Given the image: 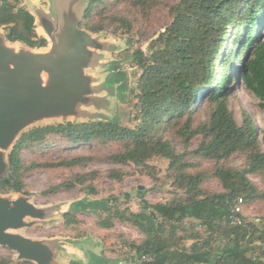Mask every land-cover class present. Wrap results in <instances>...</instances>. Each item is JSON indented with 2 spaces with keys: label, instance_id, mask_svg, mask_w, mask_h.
<instances>
[{
  "label": "trees",
  "instance_id": "obj_1",
  "mask_svg": "<svg viewBox=\"0 0 264 264\" xmlns=\"http://www.w3.org/2000/svg\"><path fill=\"white\" fill-rule=\"evenodd\" d=\"M143 1V0H138ZM90 7L86 12L89 15ZM170 20L164 30L152 39L146 51L135 48L123 58L140 68L136 79V91L141 121L135 128L121 126L118 118L105 122H81L46 124L23 132L9 154L10 170L0 176V190L21 192L24 188L22 176L29 168L51 167L56 163L22 164L19 153L24 149L40 145L46 137L59 135L76 144L89 143L94 139L106 141L111 138L124 139V147L110 156L115 163L128 161L136 165H147L150 157L161 155L169 160V168L175 174L180 195L165 201L151 203L138 189V208L121 207L117 196L88 199L83 197L72 202V209L87 211L100 217L102 227H110V219L116 218L133 225L141 234L140 242L131 244L135 257L133 264H264V217L258 220L244 218V199L252 197L254 185L247 178L248 171L264 169V152L258 148V139L252 119L247 112L241 124L232 117L226 106V85L240 80L243 86L259 100L264 111V32L254 34L264 24V0H177L169 9ZM86 15V16H87ZM9 26L6 38L21 41L31 47L46 45L45 38H37L33 28V16L23 8L14 11L8 0L0 3V25ZM231 25L230 32H226ZM83 26L96 32L98 25L84 22ZM228 37V48L221 58L218 52ZM246 52L242 58L241 53ZM239 59V65L232 61ZM218 62L220 72L227 71L222 83L215 80L214 65ZM230 76H229V74ZM228 74V75H227ZM107 84L118 83V95L125 99L122 90L127 87V75L111 62L105 77ZM217 82V86L213 84ZM206 101V121L195 129L202 132L201 145L193 150L216 160L227 158L236 151L247 156V168L227 170L216 168L224 191L205 192L199 186L201 173H187L182 154L171 141L163 138L170 126H179L181 133L189 131L190 122L183 117L195 112L196 100ZM191 131L190 133H192ZM193 134V133H192ZM88 158H78L79 161ZM77 160L58 165L74 166ZM85 174H76L73 179L61 183L65 188L77 183L84 192L92 187L85 183ZM125 198L128 193H123ZM242 199L240 211L234 212L237 198ZM116 203V204H115ZM65 219H75L70 212ZM238 221H230V217ZM192 224L203 227L204 232L191 231L186 234L189 244L172 241L177 231H186ZM168 229L167 235L165 234ZM147 256V258H142ZM118 258L92 253L87 262L72 259L69 264H117ZM125 262H127L125 260ZM0 264H34L29 260L13 262L0 256Z\"/></svg>",
  "mask_w": 264,
  "mask_h": 264
},
{
  "label": "rangeland",
  "instance_id": "obj_2",
  "mask_svg": "<svg viewBox=\"0 0 264 264\" xmlns=\"http://www.w3.org/2000/svg\"><path fill=\"white\" fill-rule=\"evenodd\" d=\"M9 1L14 3L16 0ZM85 1H87V7L83 11L79 27L98 35L100 41L111 47L103 53L100 52L104 61L85 72L93 75L95 80L99 81L107 76L110 63L117 62L118 68L127 75V87L121 93L125 99H120L118 83H115L108 91L100 92L95 104L77 107L81 112L65 118H61V116L44 118L39 120L35 126L67 121L74 123L105 122L109 118H118V123L121 126L135 128L141 121L135 88L140 68L132 64L130 58L123 57L135 48L147 50L149 42L164 30L170 20L169 9L177 0H79L75 5L77 15L82 11ZM49 2L50 0L33 1L35 6L44 9L39 12L40 14L37 13L39 17L47 15L49 11L53 18L59 15L61 13L59 7H64L66 0H51V7H49ZM16 3L31 9L30 0H17ZM89 7L90 11L87 15L86 10ZM84 22L96 24L100 29L94 32L83 26ZM230 26H227V33L231 30ZM5 29L7 28L0 26L1 33H5ZM35 30L39 36L47 38L41 28L40 20L35 24ZM262 32H264V24L255 30L254 34ZM224 41L218 52V58H221L224 50L229 46L227 35L224 37ZM47 46L48 41L46 46L40 50H44ZM245 53H241L242 58ZM232 62L239 65L240 60L234 57ZM213 69H215L214 79L218 80L221 76V80H219L224 83L227 71L223 68L217 72L219 70L218 62ZM216 86L217 82L213 84V87ZM226 89H228V96L225 99L226 106L232 117L237 124H241L243 116L247 112L254 124L258 148L264 152V111L259 106L260 100L246 89L240 80L227 84ZM208 106L206 101L198 98L194 106L195 112L187 113L182 119L183 123L190 122L189 131L181 133L179 126L172 125L165 130L163 138L169 139L175 150L182 154L181 160L187 165L184 167L187 173L202 174L199 186L203 191L222 192L224 191L222 181L216 175L215 169H246L247 156L243 151H236L227 158L216 160L193 152L204 140L202 132H195V129L206 121ZM33 126L30 125L28 128ZM191 131L193 134L190 133ZM124 141L122 138H111L106 141L94 139L89 143L74 144L56 134L48 136L40 145L22 150L19 153V158L26 166L31 163H56L57 165L27 169L22 176L24 188L21 192L0 190V195L14 199L21 194V196L29 197V202L37 208H48L56 204L65 208L67 204L83 197L94 199L113 195L118 197L119 202L117 203L121 207L128 206L136 209L140 199L137 193L138 189L143 190V197L151 203L165 201L181 194V191L176 187L173 169L169 168V160L161 155L150 157L146 166L136 165L130 161L126 163L113 162L110 156L123 150ZM85 157L88 159L78 160V158ZM72 159L77 160L74 166L58 165ZM8 168L10 169V166ZM76 174H85L84 184H90L92 187L90 193L83 191L80 187L83 184L77 183L71 188L60 185L73 179ZM246 176L254 185L255 190H252L250 199H244L243 217L258 220V218L264 217V169L248 171ZM123 193H128L129 197L125 198ZM64 210L53 213L45 220L26 218L25 224L17 228L15 232L29 237L35 242L41 240L53 242L54 264H69L70 260L76 257L86 259L85 252L87 250L99 255L118 258L117 264H133L128 263L135 257L134 250L130 245L140 242L142 238L133 225L113 218L110 219V227L105 228L99 224L100 217L87 211L75 209L70 211L75 219L67 221L63 215ZM191 231L204 232L203 227L192 224L186 231H177L174 236H171V240L189 244L191 240L183 236ZM168 233L170 232L166 229L165 234ZM0 256L8 257L13 262L22 261L17 257L16 250L1 243ZM89 257L90 254H87V259ZM82 261L86 262V260Z\"/></svg>",
  "mask_w": 264,
  "mask_h": 264
},
{
  "label": "water",
  "instance_id": "obj_3",
  "mask_svg": "<svg viewBox=\"0 0 264 264\" xmlns=\"http://www.w3.org/2000/svg\"><path fill=\"white\" fill-rule=\"evenodd\" d=\"M78 1L66 0L65 6L59 7L61 13L54 18L51 11L40 15L48 41L44 50L21 41L8 43L6 34L0 32V176L8 174L9 154L30 125L37 127L41 119L65 118L81 112L77 107L95 104L100 92L113 85L107 84L105 78L97 81L85 72L104 61L100 52L111 47L100 41L98 35L79 27L87 1L77 15ZM63 209L64 213L70 212L72 203L65 208L60 204L37 208L21 194L14 199L0 195V243L16 250L19 260L54 264L53 242H35L15 231L25 224L26 218L45 220Z\"/></svg>",
  "mask_w": 264,
  "mask_h": 264
},
{
  "label": "crops",
  "instance_id": "obj_4",
  "mask_svg": "<svg viewBox=\"0 0 264 264\" xmlns=\"http://www.w3.org/2000/svg\"><path fill=\"white\" fill-rule=\"evenodd\" d=\"M1 1V0H0ZM33 1L34 0H30V3H32V5H34L35 6V4L33 3ZM32 5H31V9H29L28 7H25V9H27L29 12H31L33 15H34V17H35V22H34V24H36L37 22H38V20H40V17H39V15L38 14H40L39 12H41L42 10H44V9H41V8H38L37 6H33L32 7ZM33 10V11H32ZM38 13V14H37ZM41 24V23H40ZM1 26V25H0ZM41 28H42V26H41ZM36 29H38V28H36ZM5 34H7V29H5ZM41 37H43V36H41ZM43 38H45V37H43ZM46 39V38H45ZM12 43V44H19V41H10V40H8V43ZM47 43V42H46ZM45 47V46H44ZM33 48H38V49H40V48H43V46H41V47H33ZM91 252L92 253H95V252H93V251H91V250H87L86 251V253H88V254H91ZM95 254H97V253H95ZM106 256V255H105ZM109 257V256H108ZM90 258V257H89ZM78 259H82V260H86V262L89 260V259H85V258H78Z\"/></svg>",
  "mask_w": 264,
  "mask_h": 264
},
{
  "label": "flooded vegetation",
  "instance_id": "obj_5",
  "mask_svg": "<svg viewBox=\"0 0 264 264\" xmlns=\"http://www.w3.org/2000/svg\"><path fill=\"white\" fill-rule=\"evenodd\" d=\"M9 1V0H8ZM17 1V0H16ZM16 1L14 2V3H12L13 4V6H14V11H16L18 8H23V9H25V7H23V6H19L17 3H16ZM10 2V1H9ZM0 3H1V1H0ZM11 3V2H10ZM26 11H28L27 9H25ZM29 12V11H28ZM32 16H33V28H34V32L36 33V36H37V38H43V37H41V36H39L38 34H37V32H36V30H35V24H34V22H35V17H34V15L31 13V12H29ZM12 24L10 23V24H8V25H1V26H3V28H7V30H8V28H9V26H11Z\"/></svg>",
  "mask_w": 264,
  "mask_h": 264
},
{
  "label": "built area",
  "instance_id": "obj_6",
  "mask_svg": "<svg viewBox=\"0 0 264 264\" xmlns=\"http://www.w3.org/2000/svg\"><path fill=\"white\" fill-rule=\"evenodd\" d=\"M242 203V199L240 197L237 198L236 200V203H235V207H234V212H239L240 211V205ZM230 221H238V217L237 216H233V217H230ZM142 258H147V256H142Z\"/></svg>",
  "mask_w": 264,
  "mask_h": 264
}]
</instances>
